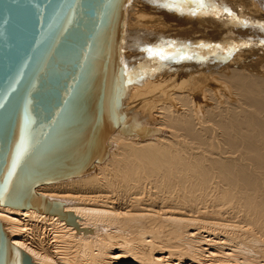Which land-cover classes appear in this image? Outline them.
Masks as SVG:
<instances>
[{
  "label": "bare ground",
  "instance_id": "obj_1",
  "mask_svg": "<svg viewBox=\"0 0 264 264\" xmlns=\"http://www.w3.org/2000/svg\"><path fill=\"white\" fill-rule=\"evenodd\" d=\"M169 1L132 0L134 133L108 135L85 175L34 188L76 226L0 205L34 264H264V0H210L237 30L228 45Z\"/></svg>",
  "mask_w": 264,
  "mask_h": 264
},
{
  "label": "water",
  "instance_id": "obj_2",
  "mask_svg": "<svg viewBox=\"0 0 264 264\" xmlns=\"http://www.w3.org/2000/svg\"><path fill=\"white\" fill-rule=\"evenodd\" d=\"M131 2L0 0V205L76 226L34 188L85 175L107 157L108 135L134 133L141 112L121 100ZM0 264H34L1 226Z\"/></svg>",
  "mask_w": 264,
  "mask_h": 264
},
{
  "label": "rangeland",
  "instance_id": "obj_3",
  "mask_svg": "<svg viewBox=\"0 0 264 264\" xmlns=\"http://www.w3.org/2000/svg\"><path fill=\"white\" fill-rule=\"evenodd\" d=\"M174 1H180L183 5H182V7H183V13H181V14H183L184 16H188L187 18L188 19H190L189 21L190 22H192L193 21V19H195V20H197L198 19V17L196 16V18L194 17L195 16V14H197V15H199V19H198V24L200 25V27H198V26H195V28L197 29V32H200L201 34H203V35H206V36H208V38H209V41L208 42H213L212 40H215L216 42H218V43H224V42H226L227 43V45L230 43V39L231 38H237L238 37V33H237V30H234V32H236L234 35H235V37H233V35L231 34V33H229L227 30L230 28L229 26L227 27V24L229 25V23L231 22V20L229 19V20H226V19H222L221 18V16L220 17H218L217 19H212L213 17H217L218 16V14H216L215 12H214V9L212 8V9H209V10H207V9H205V7H207V6H210V5H213L212 4V1H210V0H174ZM241 2H243V3H245L243 0H240ZM258 1L259 0H248V2H246V4H251V5H253V4H255V3H258ZM171 4H172V6H173V4H175L176 2H173V0H170L169 1ZM184 2V3H183ZM197 3H199V4H197ZM206 3V4H205ZM170 4V5H171ZM185 4V5H184ZM207 4H209V5H207ZM164 6V12L166 11H169V13H171V12H173L174 11V7H171V6ZM195 5H197V6H195ZM189 6V7H188ZM165 7L166 8H169L168 10L166 9L165 10ZM170 7H171V9H170ZM195 7V8H194ZM200 7H202V8H200ZM185 8V9H184ZM190 10L191 9V11L190 12H188V9ZM198 8V9H197ZM200 8V9H199ZM170 10H172V11H170ZM187 11V13H185L186 11ZM201 12V13H200ZM189 13H191V14H189ZM193 13H194V15H193ZM207 13V14H206ZM205 15H207L206 16V19H205V17H202V16H205ZM211 15V16H210ZM192 17V18H191ZM194 17V18H193ZM208 17V18H207ZM224 18H226V17H224ZM228 18H230L229 16H228ZM205 19V20H204ZM231 25V24H230ZM233 27V26H232ZM153 29H155L154 27H153ZM153 29H149L150 31L149 32H151V30H152V32L154 31ZM204 30V31H203ZM155 31H156V29H155ZM154 31V32H155ZM153 32V33H154ZM195 32V31H194ZM217 32V33H216ZM218 34V35H216V34ZM221 33V34H220ZM163 34V33H162ZM224 36V37H223ZM245 36V35H244ZM241 37L240 38V40L241 39H243L242 41H245L246 40V36L245 37ZM217 37V38H216ZM219 37V38H218ZM227 39V40H226ZM203 40H205V39H203ZM237 42V41H236ZM240 42L241 41H238L237 43H239L240 44ZM236 43V44H237ZM217 46H218V44H217ZM233 48H236V47H233ZM226 62V61H225ZM29 226H26L25 228L27 229V230H29V228H28Z\"/></svg>",
  "mask_w": 264,
  "mask_h": 264
}]
</instances>
